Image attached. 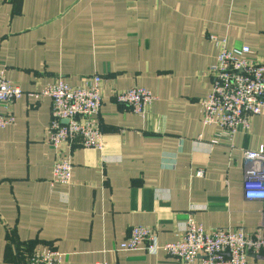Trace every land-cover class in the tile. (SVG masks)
I'll return each mask as SVG.
<instances>
[{
	"label": "crops",
	"instance_id": "0c3cea01",
	"mask_svg": "<svg viewBox=\"0 0 264 264\" xmlns=\"http://www.w3.org/2000/svg\"><path fill=\"white\" fill-rule=\"evenodd\" d=\"M211 34L264 59V0H0V68L24 91L15 123L0 130V264L46 246L65 264H183L118 247L134 225L175 242L189 216L206 230L262 225L264 202L247 200L243 184L244 151L264 148V114L232 141L204 124L219 54ZM95 74L103 147L76 144L71 184L52 187V100L36 95ZM132 86L156 96L146 117L116 99Z\"/></svg>",
	"mask_w": 264,
	"mask_h": 264
},
{
	"label": "built area",
	"instance_id": "2783aa9c",
	"mask_svg": "<svg viewBox=\"0 0 264 264\" xmlns=\"http://www.w3.org/2000/svg\"><path fill=\"white\" fill-rule=\"evenodd\" d=\"M130 1L137 3L139 0ZM209 39L217 44L219 54L217 63L210 68L212 90L202 101L204 124L219 125V137L232 141L240 129L251 126L252 117L264 114V59L247 45L229 47L226 40L213 34ZM103 80L102 75L95 74L85 85L71 86L60 78L36 95L49 96L52 100L48 144L58 152L50 180L52 187L71 184L74 167L71 152L76 144L85 148L103 147L100 123ZM23 95L24 91L7 78L4 68H0V105L5 110L0 114V130L15 123L13 106ZM116 99L146 117L156 96L145 87L132 86L118 92ZM217 142L219 138L214 140ZM64 148L68 149V154L64 153ZM244 156L247 164L244 197L264 202V148L245 150ZM203 174L204 171L199 170L198 175ZM141 246L149 253L164 250L183 264H255V259H249L251 254L264 259V221L252 232L242 226L206 230L189 216L179 238L164 244L158 243L153 228L134 225L118 248L137 250ZM25 254L24 264H65L66 261L65 254L50 246L28 249Z\"/></svg>",
	"mask_w": 264,
	"mask_h": 264
},
{
	"label": "water",
	"instance_id": "95a60500",
	"mask_svg": "<svg viewBox=\"0 0 264 264\" xmlns=\"http://www.w3.org/2000/svg\"><path fill=\"white\" fill-rule=\"evenodd\" d=\"M65 122H67V120Z\"/></svg>",
	"mask_w": 264,
	"mask_h": 264
}]
</instances>
